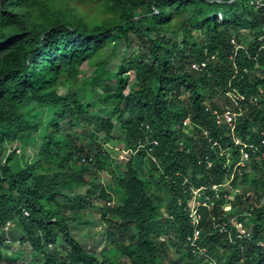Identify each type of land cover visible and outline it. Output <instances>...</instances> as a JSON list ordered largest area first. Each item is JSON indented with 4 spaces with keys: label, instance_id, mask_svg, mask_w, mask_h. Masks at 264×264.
<instances>
[{
    "label": "trees",
    "instance_id": "trees-1",
    "mask_svg": "<svg viewBox=\"0 0 264 264\" xmlns=\"http://www.w3.org/2000/svg\"><path fill=\"white\" fill-rule=\"evenodd\" d=\"M80 2L89 17L67 0H0V264H264V156L237 174L233 185L245 191L234 202L209 190L229 175L225 151L238 156L212 111L238 113L234 135L243 141L264 134V0ZM119 42L111 73L105 50L118 54ZM73 75L96 104L59 94ZM41 108L45 119L34 114ZM20 139L38 147L33 158ZM117 141L128 154L108 152ZM186 176L209 201L193 251L188 211L176 204ZM95 211L106 227L98 255L73 235V226L96 223ZM160 233L180 258L168 260ZM22 253L33 259L18 262Z\"/></svg>",
    "mask_w": 264,
    "mask_h": 264
},
{
    "label": "rangeland",
    "instance_id": "rangeland-1",
    "mask_svg": "<svg viewBox=\"0 0 264 264\" xmlns=\"http://www.w3.org/2000/svg\"><path fill=\"white\" fill-rule=\"evenodd\" d=\"M67 4L68 6H71L72 8L74 9H77V10H82L84 15L86 17H89L91 14H90V10L88 9V7L81 3L80 0H67ZM199 37V35H198ZM122 42H119L116 46L117 48V51H118V54L114 55V56H110V54L108 53L109 52V48L105 50V54H104V57H105V63H106V70H108L109 72L111 73H115L116 72V67L119 63V54L120 52L123 51V46H122ZM137 45V40H135L134 44H133V47L131 49H134ZM82 69H84V75L83 77H87L91 74V70L87 69V66L85 67V65L82 67ZM80 77V76H79ZM83 77H80V80L78 79V81L76 80L74 82V78H75V75L69 77L66 81V84H68L67 86H65V88H62L60 89L59 91V94L61 95H64L66 94L67 92H69L70 94H77L79 96V98L81 99V101L86 105V106H90L92 104H96V100L94 99L95 98V95H94V92H91L90 88L89 87H85V82L84 81H81L83 79ZM127 79H128V85H132L134 82H135V79H134V75L133 73H128L126 74L125 76ZM113 81L109 80L107 82H105L106 84V89L108 87H111ZM74 85V86H72ZM95 94L101 96L102 94V90L101 89H97L95 91ZM260 94L261 95H264V91L261 90L260 91ZM222 104H220L221 106ZM37 112H35L34 114L37 115L38 118L40 119H45L46 117H48V111L45 109V108H41V109H38L36 110ZM190 131V130H188ZM78 133L80 135H82L80 133V126H79V130H78ZM77 133V134H78ZM114 138L117 139L119 136H121V132L118 131L117 129V125L115 126V130H114V134H113ZM35 135H32V138H34ZM102 137V136H101ZM30 138V139H32ZM198 140V139H197ZM196 140V141H197ZM96 143H99L101 144L102 146H104L105 144L103 143L102 140L100 139H96L95 140ZM19 142L21 144H25V146L21 145L22 147V150H26V152L28 153L29 157L30 158H33L35 156V154L37 153V149L38 147H35V145L33 143H31V141L28 142H25L23 140H19ZM19 144V143H18ZM86 147H93L94 145V141H90V140H85V142L83 143ZM108 149V152L111 154V155H115V152L118 151V150H122L124 151L121 152L122 154H128V150H126L124 148V146H122L119 141L117 142H114L112 144H109V147H107ZM124 149V150H123ZM111 150H116L114 151V153L111 152ZM121 155V154H120ZM120 155H119V158H118V155H117V158L120 159ZM127 159V157H125ZM123 163L121 165L124 164L125 162V159L123 157L122 159ZM121 161V162H122ZM78 163L77 162H74L73 165H77ZM142 165H144L142 163ZM97 171L93 170L92 171V174L96 173ZM105 185H107L109 183L110 178L108 177V175L105 173V172H102V173H98L96 175ZM245 190H243L244 192ZM71 193L73 192H78V188H73L72 190H70ZM165 197L166 198H169V193H165ZM96 205V203H94ZM99 211H95L94 212V218L96 220V223H89L85 226L81 225V226H78L77 228H74L73 226V235L75 237L76 240H78L79 242H81V244L83 245V247L85 248L86 251H90V252H95L97 255L106 247L105 245V239H106V236H105V225H103L100 221H99ZM155 224H157V222L155 221L154 222ZM14 228L15 229H18L20 228L18 223H15L14 224ZM161 227H159V225L156 226V230L159 231ZM86 229H88L86 231ZM165 237H167L166 235H164ZM7 245H9V249H13L15 251V247L14 245L8 243ZM166 245L168 246L169 244L166 243ZM9 253V252H8ZM167 254L169 255V258L168 260L170 259H177V258H180L181 256H179L178 252L175 251V249L173 247H169L168 246V250H167ZM32 254H29V253H26V254H23L20 256L18 262H22V263H26V262H29L31 261L32 258Z\"/></svg>",
    "mask_w": 264,
    "mask_h": 264
},
{
    "label": "clouds",
    "instance_id": "clouds-1",
    "mask_svg": "<svg viewBox=\"0 0 264 264\" xmlns=\"http://www.w3.org/2000/svg\"><path fill=\"white\" fill-rule=\"evenodd\" d=\"M206 65V62H203ZM201 63V64H203ZM200 64V65H201ZM199 65V66H200ZM205 67V66H204ZM193 68V67H192ZM203 68V67H202ZM194 69V68H193ZM197 70V69H194ZM228 97H234L233 96V92H228L227 93ZM243 97L238 96L237 100H242ZM253 101H255V99H253ZM235 105H237L238 103L235 102ZM222 106V105H221ZM230 112L233 115V119L231 122H228L225 118V113L226 112ZM212 115L215 117L216 119V124L217 125H227L230 129V135H231V140L234 146L238 147V156L236 159H233V150L232 148L227 149L224 153L225 157H226V164L228 167V172L229 175L227 178H225L224 181H222L221 185H213L209 188V190H214L217 191L219 188H221L223 191H226L228 193V195H225V197L231 201L234 202L236 199V196L242 194L243 195V189L241 186L234 184L233 182L236 179L237 174L240 175L242 169L246 166L247 162L249 161V157H251L252 155L255 156L256 159H258L261 156H264V154H262L263 149H264V134H261V139L259 141V143H252V142H247V141H243L241 138L236 137L234 135V128L237 124V119L240 116L238 113H236L233 109L229 108V107H224L222 109H220V112L217 111H212ZM186 122V123H184ZM182 128L184 131H186L188 134L192 133V126H191V122L188 118L184 119L182 122ZM190 130V131H188ZM197 139H195L196 141ZM247 153L248 157L246 159L243 158V153ZM207 167L210 168L211 164L210 162H207ZM183 184L187 185L188 187V191L183 190V194L186 195V197L184 198H177L176 200V204L177 206L181 207H186V210L188 211V218L189 221L191 222V226L193 227V233H194V229H197L199 231V224H200V219H201V213H200V209L201 208H207L209 207V201H207L208 196L205 195L204 193L206 192L207 188L204 186L201 187H195L191 182H190V177L186 176L183 181ZM230 209V205H226L224 207V211H228ZM196 212L195 216H198V222L197 224L192 223V217L193 212ZM158 221V220H157ZM159 223L161 221H158ZM161 235L158 236V241L159 242H163L166 243L167 237L164 236V234L160 233ZM194 236V235H193ZM191 237V241L187 244L188 247H190L191 251H193V249H199V245H196V241L199 238L194 239V237ZM189 240V237L188 239ZM169 247H171L170 245H168ZM208 262V260L206 261Z\"/></svg>",
    "mask_w": 264,
    "mask_h": 264
},
{
    "label": "built area",
    "instance_id": "built-area-1",
    "mask_svg": "<svg viewBox=\"0 0 264 264\" xmlns=\"http://www.w3.org/2000/svg\"><path fill=\"white\" fill-rule=\"evenodd\" d=\"M205 66V64L203 63V64H201L200 66H196V65H193L192 67L194 68V69H199L200 67H204ZM225 118H226V120L228 121V122H231L232 121V119H233V115L230 113V112H226L225 113ZM184 123H186V122H184ZM248 157V154L247 153H243V158L244 159H246ZM195 214H196V212L194 211L193 212V217H192V223H194V224H197V222H198V216H195ZM193 237H194V239H196V238H198V235H199V231L197 230V229H194V233H193Z\"/></svg>",
    "mask_w": 264,
    "mask_h": 264
}]
</instances>
